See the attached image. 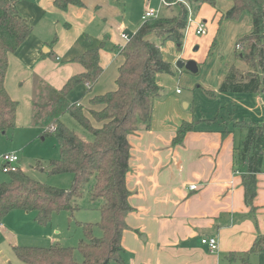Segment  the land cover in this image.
Listing matches in <instances>:
<instances>
[{"label":"crops","instance_id":"0c3cea01","mask_svg":"<svg viewBox=\"0 0 264 264\" xmlns=\"http://www.w3.org/2000/svg\"><path fill=\"white\" fill-rule=\"evenodd\" d=\"M53 2L23 1L24 6L18 11L32 26V33L7 59L4 88L17 103L12 133L29 134L28 140L30 135L43 132L33 125L36 80L61 90L68 80L84 73L76 60L86 49L101 44L99 64L103 72L97 83L89 93H85L84 85L77 86L68 96L76 93L74 102L67 97L70 103L97 110L89 101L115 90L122 62L119 52L127 43L122 36L130 38L139 29L142 13L151 8L152 0H81L83 7L69 6L65 11L57 9ZM17 4L16 1V7ZM231 7L229 0H215L214 8L201 6L196 13L189 14L190 25L184 32L181 52L169 41L162 47V57L173 70L178 61H192L197 72L176 69L180 73L178 79L174 75H159L157 85L167 95L154 101L150 128L140 129L128 138L126 186L134 211L127 216L130 230L123 232L121 247L124 253H131V264H239L233 255L247 252L258 236H264V163L256 176L254 211L250 212L244 204V167H235L233 163V149L239 147L245 133L232 126L245 121L264 123V92H217L228 69L237 62L236 42L251 31L248 13H242L237 20H222ZM137 8L140 10L134 15ZM199 22L206 26L205 34L200 36L195 33ZM147 39L159 43L154 35ZM203 71L206 83L185 90V98H180L182 92L175 93L177 86L190 84L183 75L196 76ZM201 92L214 93L213 97L204 94L221 102L214 104L209 116L195 106V97L203 95ZM230 107L243 111L239 118L249 119L234 122L235 112H229ZM223 108L228 119L220 116ZM193 122L197 124L182 143L171 145L182 123ZM226 128L230 134L234 130L242 133L236 147L225 140L227 135H221ZM19 167L23 172L20 159ZM191 186L195 188L191 190ZM204 238L216 239L215 253L201 243ZM12 245L15 244L10 243V248ZM248 261L264 264V254H251Z\"/></svg>","mask_w":264,"mask_h":264},{"label":"trees","instance_id":"16d2710c","mask_svg":"<svg viewBox=\"0 0 264 264\" xmlns=\"http://www.w3.org/2000/svg\"><path fill=\"white\" fill-rule=\"evenodd\" d=\"M115 1V0H111ZM232 7L222 20H237L242 13L251 17V31L236 42L235 59L244 63L249 72L242 74L231 66L219 85L218 93L257 94L264 92V0H229ZM170 16H159L142 22L139 29L120 50L122 59L117 71L115 90L95 96L89 103L97 110L83 112L82 106L70 103L69 94L79 85L89 93L103 70L99 64L101 44L86 49L76 62L84 73L68 80L59 90L49 88L36 80L33 94V125L42 136H51L59 148L57 160L49 162V174L73 176L68 190L46 186L31 180L21 170L9 174L7 182H0V224L14 211L35 213L40 226L50 223L53 214L73 212L75 199L89 187L92 201H100V220L93 225H82L84 239L78 243L77 252L82 261L74 258L75 250L59 245L48 248L20 247L11 249L23 264H124L121 247L122 234L128 229L126 219L134 209L129 205L126 175L129 170V136L140 129L150 128L153 103L165 90L157 85L159 75L173 76L171 64L162 57V47L169 41L181 52L189 14L196 13L203 5L215 7V0H165ZM54 6L65 11L69 6L83 7L81 0H54ZM32 33V26L21 16L16 1L0 0V133L6 135L15 127L17 103L4 88L8 55L13 53ZM154 35L159 43L151 41ZM239 47V48H238ZM213 97L214 93L204 92ZM69 115L77 125L91 136L85 142L62 122ZM96 123L98 127H95ZM197 123H182L171 145L182 143ZM233 128L243 131L244 138L233 149V163L242 165L241 175L244 204L254 211L256 176L264 163V123L236 122ZM230 132L224 129L223 138ZM94 227L101 231L94 236ZM264 254V236H258L249 250L239 256V264H250L248 256Z\"/></svg>","mask_w":264,"mask_h":264},{"label":"rangeland","instance_id":"374dc122","mask_svg":"<svg viewBox=\"0 0 264 264\" xmlns=\"http://www.w3.org/2000/svg\"><path fill=\"white\" fill-rule=\"evenodd\" d=\"M17 1V9L24 6V0H13ZM158 0H152L151 8L158 11V16L172 15V13L165 8ZM140 8L134 11V15L138 13ZM175 9H173L174 12ZM142 23V21H141ZM190 25V24H189ZM192 27V26H189ZM187 34V32H186ZM243 35V34H242ZM240 37L238 40L243 38ZM176 68V67H175ZM235 68L242 74L248 73L249 68L237 60ZM177 69V68H176ZM173 70V75L176 79L180 76V73ZM183 75V78H189V83L185 86L179 85L174 90L182 92L180 98H185L184 96L188 94L185 90L197 89L203 82L206 83V78L204 71L198 75ZM184 83V81H183ZM206 85V84H204ZM203 95H197L195 97V106L205 112L206 115L215 105H220V100L213 101L207 98L204 92ZM167 95L166 91L163 97ZM76 93L68 97L70 102H74ZM215 104V105H214ZM81 106V105H80ZM92 106V105H91ZM184 108V106H182ZM83 112L87 114V108L82 106ZM229 112H235L234 122L248 120L249 118L241 117L239 118L240 112L237 108H228ZM225 113V108L222 109L220 116L227 118ZM228 119V118H227ZM61 122L72 132H74L78 137H80L85 142H90L92 136L79 125L69 115H63L61 117ZM231 122L230 120H228ZM248 122V121H245ZM234 126V124L232 125ZM14 132V131H12ZM7 132L6 135L0 133V155L6 153H16L20 159V166L23 172L31 180L36 181L40 184L55 187L58 189L68 190L72 187L73 176L70 174L63 175H51L49 174V162L59 157V148L55 139L51 136H46L45 138L40 135L35 134V136L30 135V140H28L29 134L18 135L19 133ZM16 136H22L18 138ZM242 136L239 130H234L233 133H229L225 140L231 142L232 147H236ZM238 165L235 164V167ZM9 180V175L0 174V182H7ZM93 182L85 188L82 196L75 199L73 202V207L76 209L73 212H58L53 214L51 221L46 226H40L36 223L35 213H26L23 211H15L10 213L7 219L1 222L2 228L0 229V264H23L16 259L12 254V249L10 248V243H14L20 247H33V248H48L53 245H59L62 247H67L75 250L74 258L77 262H81V255L77 252L78 243L84 239L82 225L88 224L93 225L99 222L100 214L98 211V206L100 201H92L90 198L89 187L92 186ZM128 228L126 231H129ZM94 236L100 237L101 231L94 227ZM126 264H131L132 255L129 251H126L123 255ZM115 264V263H110Z\"/></svg>","mask_w":264,"mask_h":264},{"label":"built area","instance_id":"2783aa9c","mask_svg":"<svg viewBox=\"0 0 264 264\" xmlns=\"http://www.w3.org/2000/svg\"><path fill=\"white\" fill-rule=\"evenodd\" d=\"M160 3L163 6H167L165 0H159ZM158 11L152 8H146L141 16V21L145 22L149 19H156L158 18ZM190 23V18L188 19V24ZM206 32V26L204 23L199 22L196 25L195 33L196 35L200 36L205 34ZM126 41L129 40L127 36H122ZM239 48V47H238ZM180 91L177 90L176 93H179ZM20 170L19 167V157L16 153H6L0 155V174H12L16 173ZM195 187H190V189H194ZM201 243L203 245H206L208 248V251L210 253H215L217 251V241L215 238H204L201 240Z\"/></svg>","mask_w":264,"mask_h":264},{"label":"water","instance_id":"95a60500","mask_svg":"<svg viewBox=\"0 0 264 264\" xmlns=\"http://www.w3.org/2000/svg\"><path fill=\"white\" fill-rule=\"evenodd\" d=\"M177 69H182L184 68L186 71L195 74L197 72V67L194 62L192 61H187V62H182L178 61L175 64Z\"/></svg>","mask_w":264,"mask_h":264}]
</instances>
